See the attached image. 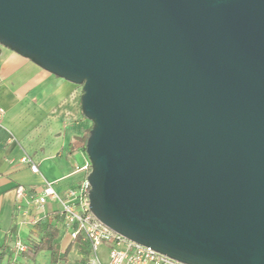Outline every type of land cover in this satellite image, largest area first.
<instances>
[{
  "label": "water",
  "instance_id": "obj_1",
  "mask_svg": "<svg viewBox=\"0 0 264 264\" xmlns=\"http://www.w3.org/2000/svg\"><path fill=\"white\" fill-rule=\"evenodd\" d=\"M0 45L83 86L99 221L264 264V0H0Z\"/></svg>",
  "mask_w": 264,
  "mask_h": 264
},
{
  "label": "crops",
  "instance_id": "obj_2",
  "mask_svg": "<svg viewBox=\"0 0 264 264\" xmlns=\"http://www.w3.org/2000/svg\"><path fill=\"white\" fill-rule=\"evenodd\" d=\"M81 95L77 84L0 45V108L5 109L0 126V264H93L89 244L73 239L64 226L60 204L48 200L41 207L34 202L45 181L65 195L87 178L81 167L89 158L80 139L90 120L82 112ZM25 154L40 172L20 161ZM18 185L26 189L20 200ZM53 233V247L34 256L30 249ZM18 240L27 245L26 251L17 252ZM99 258L108 261V245Z\"/></svg>",
  "mask_w": 264,
  "mask_h": 264
},
{
  "label": "built area",
  "instance_id": "obj_3",
  "mask_svg": "<svg viewBox=\"0 0 264 264\" xmlns=\"http://www.w3.org/2000/svg\"><path fill=\"white\" fill-rule=\"evenodd\" d=\"M4 115L5 109L0 108V126ZM20 161L28 164L34 173L40 172L38 164L28 154L22 156ZM90 168V161L81 167L87 174ZM89 193L90 184L87 178L79 188L70 190L65 195L58 193L52 182L45 181L42 194L35 197L34 202L41 207L48 200L60 204L59 214L64 226L73 239L82 238L89 244L93 264H185L150 246L136 243L104 225L90 209ZM16 194L18 200L22 199L26 195L25 187L18 185ZM104 243L108 245L107 262L99 258V249ZM15 247L17 252L27 250V245L20 240Z\"/></svg>",
  "mask_w": 264,
  "mask_h": 264
},
{
  "label": "trees",
  "instance_id": "obj_4",
  "mask_svg": "<svg viewBox=\"0 0 264 264\" xmlns=\"http://www.w3.org/2000/svg\"><path fill=\"white\" fill-rule=\"evenodd\" d=\"M93 123L91 124L90 128L88 129L90 132V129L92 128ZM89 133L87 135H84L81 139H80V146L86 151V142L88 139ZM91 168L89 169L88 173L90 172ZM52 228H50V233L52 232L51 230ZM49 231V230H48ZM51 238L47 239V240H43L39 245L35 246L34 248L30 249L33 253V255L35 256L37 253H39L40 250L46 248L47 246L49 247H53V244L49 245L50 243H52V239L55 237V234H51ZM54 261H57L59 259V257H57L56 252L53 250V258Z\"/></svg>",
  "mask_w": 264,
  "mask_h": 264
},
{
  "label": "rangeland",
  "instance_id": "obj_5",
  "mask_svg": "<svg viewBox=\"0 0 264 264\" xmlns=\"http://www.w3.org/2000/svg\"><path fill=\"white\" fill-rule=\"evenodd\" d=\"M77 86H78V88L82 91V93H83V86L82 85H79V84H77ZM91 124H92V121L90 120L89 121V125H88V129L90 128V126H91ZM86 130V133H85V135H87L88 133H89V130ZM107 245H106V243H104L101 247H100V249H99V252H102V250H104V248L106 247Z\"/></svg>",
  "mask_w": 264,
  "mask_h": 264
}]
</instances>
